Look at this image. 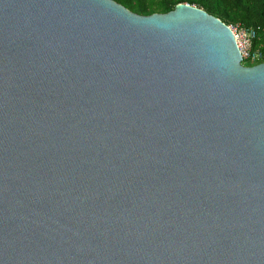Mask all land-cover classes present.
<instances>
[{
    "label": "water",
    "instance_id": "1",
    "mask_svg": "<svg viewBox=\"0 0 264 264\" xmlns=\"http://www.w3.org/2000/svg\"><path fill=\"white\" fill-rule=\"evenodd\" d=\"M0 264H264V62L187 3L0 0Z\"/></svg>",
    "mask_w": 264,
    "mask_h": 264
},
{
    "label": "trees",
    "instance_id": "2",
    "mask_svg": "<svg viewBox=\"0 0 264 264\" xmlns=\"http://www.w3.org/2000/svg\"><path fill=\"white\" fill-rule=\"evenodd\" d=\"M113 1L121 4L122 6H124L133 13L144 16H148L154 13L166 14L172 11L177 4L187 3L189 5L204 10L213 17L218 18L221 22H223L227 26H237L242 29L254 30L256 33V39L252 43V48L259 49L264 54V0H113ZM262 62H264V60Z\"/></svg>",
    "mask_w": 264,
    "mask_h": 264
},
{
    "label": "built area",
    "instance_id": "3",
    "mask_svg": "<svg viewBox=\"0 0 264 264\" xmlns=\"http://www.w3.org/2000/svg\"><path fill=\"white\" fill-rule=\"evenodd\" d=\"M234 34L242 61L260 63L264 60V54L259 49H253L252 43L256 39V33L252 29H242L237 26H229Z\"/></svg>",
    "mask_w": 264,
    "mask_h": 264
},
{
    "label": "rangeland",
    "instance_id": "4",
    "mask_svg": "<svg viewBox=\"0 0 264 264\" xmlns=\"http://www.w3.org/2000/svg\"><path fill=\"white\" fill-rule=\"evenodd\" d=\"M242 64H243L244 66H247V65L253 66V65H255V63H251V64H250V62L248 63V62H246V61H242ZM256 64H258V63H256Z\"/></svg>",
    "mask_w": 264,
    "mask_h": 264
}]
</instances>
